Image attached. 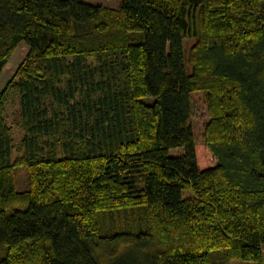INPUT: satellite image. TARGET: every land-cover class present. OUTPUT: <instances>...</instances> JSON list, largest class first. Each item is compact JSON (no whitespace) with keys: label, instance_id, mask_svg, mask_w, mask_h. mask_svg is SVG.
Masks as SVG:
<instances>
[{"label":"trees","instance_id":"obj_1","mask_svg":"<svg viewBox=\"0 0 264 264\" xmlns=\"http://www.w3.org/2000/svg\"><path fill=\"white\" fill-rule=\"evenodd\" d=\"M22 42L0 89V264H264V0H0V73Z\"/></svg>","mask_w":264,"mask_h":264},{"label":"rangeland","instance_id":"obj_2","mask_svg":"<svg viewBox=\"0 0 264 264\" xmlns=\"http://www.w3.org/2000/svg\"><path fill=\"white\" fill-rule=\"evenodd\" d=\"M84 1L91 3L93 5H103V6H107L110 8H116V9L121 6V2H122V0H84ZM191 41L192 40L190 39L186 40V44H185L186 51L188 50V47L191 44ZM26 52H27V49L24 48L22 50L21 56L19 57H18V51L15 54L13 53L11 57L12 60L7 64L4 71H6V69H9L10 67H14V65L12 64V61L16 63L17 68H18L19 64L24 60L26 56ZM16 70L14 71V73L16 72ZM9 79L10 78L5 77L3 79V82L7 83ZM5 83H3L2 86ZM5 85L3 86V88L5 87ZM192 95L193 96H192L191 123L195 130L198 162L201 168H206L207 166L216 163V157L207 149V147L205 146L203 142V130H204L205 124L208 121L209 114H208V109H207V106L203 98V92H196ZM151 100H153V98H151ZM18 109H19V105L16 101H12V103L9 104V106L6 108V111L8 112V116H9L8 122L13 124V121H14L15 123V128L13 131H15V134H16V143L21 138V134L19 133L20 131L18 128V122L20 119L17 113ZM179 151H182V149L181 148L171 149L170 154L178 155ZM18 178L20 182V187L21 188L25 187L26 178H27V172L25 168H21L18 170ZM183 194L184 196H190L193 194V191L192 189H185L183 191ZM112 220H113V216L109 217L108 215L106 216L104 214L100 215V223H101V227L103 231H106V229H111L115 227V222ZM231 264H255V263L250 262V261H241V260L234 258L231 260Z\"/></svg>","mask_w":264,"mask_h":264},{"label":"crops","instance_id":"obj_3","mask_svg":"<svg viewBox=\"0 0 264 264\" xmlns=\"http://www.w3.org/2000/svg\"><path fill=\"white\" fill-rule=\"evenodd\" d=\"M24 48H26V49H27V52H28V50H29L28 45H27L25 42L20 43V45L18 46V48L15 50L14 54L18 51V57L21 56L22 50H23ZM27 52H26V53H27ZM17 59H18V58H17ZM11 60H12V59H10V60L4 65V67H3V69H2V72L0 73V89H2L3 86L6 84L5 82H3V79H4L5 77H7V78H11V77L13 76L14 71H15L16 68H17L16 63L12 61V64L14 65V67H10L9 69H6V71H4L5 67L7 66V64H8ZM13 65H12V66H13ZM2 82L5 83L3 86H2V84H3Z\"/></svg>","mask_w":264,"mask_h":264}]
</instances>
